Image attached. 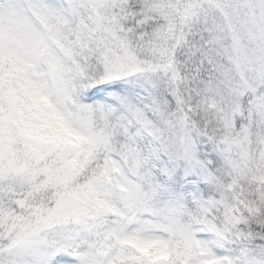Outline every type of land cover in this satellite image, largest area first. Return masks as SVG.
<instances>
[{
    "label": "snow or ice",
    "instance_id": "1",
    "mask_svg": "<svg viewBox=\"0 0 264 264\" xmlns=\"http://www.w3.org/2000/svg\"><path fill=\"white\" fill-rule=\"evenodd\" d=\"M0 264H264V0H0Z\"/></svg>",
    "mask_w": 264,
    "mask_h": 264
}]
</instances>
